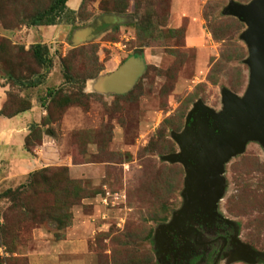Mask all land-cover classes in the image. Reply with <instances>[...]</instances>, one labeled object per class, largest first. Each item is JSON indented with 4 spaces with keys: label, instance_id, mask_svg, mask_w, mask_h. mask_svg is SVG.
Returning a JSON list of instances; mask_svg holds the SVG:
<instances>
[{
    "label": "rangeland",
    "instance_id": "374dc122",
    "mask_svg": "<svg viewBox=\"0 0 264 264\" xmlns=\"http://www.w3.org/2000/svg\"><path fill=\"white\" fill-rule=\"evenodd\" d=\"M54 1L0 0L1 109L30 114L25 149L39 158L0 178V264H169L156 234L184 203L186 172L163 156L199 99L219 111L223 88L246 91L247 26L223 13L230 0H67L57 24L32 25ZM138 53L128 92L97 87ZM224 176L217 208L264 256V146L249 141Z\"/></svg>",
    "mask_w": 264,
    "mask_h": 264
},
{
    "label": "water",
    "instance_id": "95a60500",
    "mask_svg": "<svg viewBox=\"0 0 264 264\" xmlns=\"http://www.w3.org/2000/svg\"><path fill=\"white\" fill-rule=\"evenodd\" d=\"M223 13L237 17L247 26L241 38L249 50L245 61L250 68L248 87L243 95L223 88V107L219 111L199 99L189 112L184 129L172 132L180 150L163 158L185 168L184 203L169 223L160 225L156 234L159 244L161 231L179 228L192 219L190 214L195 210L203 208L204 213L217 215L218 203L227 186L226 163L244 152L249 141H258L264 146V0L246 3L230 0ZM102 20L110 25L123 22L116 14L104 15ZM91 31L85 32L90 34ZM85 32L79 33V41ZM144 70L142 54L132 55L118 69L102 77L97 87L117 93L128 92ZM243 248L248 255L245 259L256 261L250 254L259 252L248 244Z\"/></svg>",
    "mask_w": 264,
    "mask_h": 264
},
{
    "label": "flooded vegetation",
    "instance_id": "af4514ba",
    "mask_svg": "<svg viewBox=\"0 0 264 264\" xmlns=\"http://www.w3.org/2000/svg\"><path fill=\"white\" fill-rule=\"evenodd\" d=\"M198 210V209H197ZM191 213V220L175 230L160 233L163 260L169 264H202L212 257L213 264L231 256L245 257L240 239L239 224L224 216L222 211L210 216L199 209ZM196 216V217H195ZM165 236V237H163ZM251 246V245H250ZM252 247V246H251ZM262 254H250L258 261ZM248 256V255H247Z\"/></svg>",
    "mask_w": 264,
    "mask_h": 264
},
{
    "label": "crops",
    "instance_id": "0c3cea01",
    "mask_svg": "<svg viewBox=\"0 0 264 264\" xmlns=\"http://www.w3.org/2000/svg\"><path fill=\"white\" fill-rule=\"evenodd\" d=\"M1 95L0 90V110L4 102ZM29 117L30 114L26 113L12 117L0 115V176L6 175L5 178L0 177L2 179H11L19 175L21 177L26 168L38 166L39 158L33 157L25 149Z\"/></svg>",
    "mask_w": 264,
    "mask_h": 264
},
{
    "label": "trees",
    "instance_id": "16d2710c",
    "mask_svg": "<svg viewBox=\"0 0 264 264\" xmlns=\"http://www.w3.org/2000/svg\"><path fill=\"white\" fill-rule=\"evenodd\" d=\"M66 2L67 0H55L50 8V10L44 12V13H39L38 15H35L32 20H31V24L32 25H53V24H57L55 22V19L57 17L58 13H61L62 10L65 8L66 6ZM116 10H124L122 8L117 7ZM41 45H37L36 49H35V54L38 56V58H42V54L40 52L41 49ZM140 54V53H138ZM136 54V55H138ZM18 113H15L13 115H7L4 112V109L0 110V115H5L8 117H12L14 115H17ZM264 260V256L259 257L258 261H262Z\"/></svg>",
    "mask_w": 264,
    "mask_h": 264
},
{
    "label": "bare ground",
    "instance_id": "6f19581e",
    "mask_svg": "<svg viewBox=\"0 0 264 264\" xmlns=\"http://www.w3.org/2000/svg\"><path fill=\"white\" fill-rule=\"evenodd\" d=\"M105 84V83H104Z\"/></svg>",
    "mask_w": 264,
    "mask_h": 264
}]
</instances>
